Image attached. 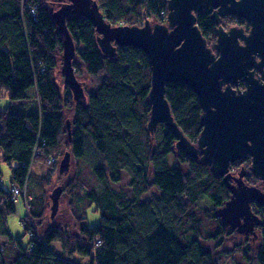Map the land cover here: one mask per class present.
Instances as JSON below:
<instances>
[{
	"label": "trees",
	"instance_id": "trees-1",
	"mask_svg": "<svg viewBox=\"0 0 264 264\" xmlns=\"http://www.w3.org/2000/svg\"><path fill=\"white\" fill-rule=\"evenodd\" d=\"M64 1L0 0V98L10 100L5 108L0 106V158L11 168L12 182L24 189L32 180L35 159L60 158L62 149H69L77 170L63 190L73 198L84 191V200L100 213V222L88 224V215L76 206L75 232L53 226L41 235L37 226L46 213L41 193L29 201L30 217L23 220L28 242L23 245V238L7 232V217L16 206L11 191L0 181V229L8 238L0 240V264H219L218 254L202 240L220 245L235 233L222 225L217 213L231 192L211 163L176 148L177 138L165 124L159 123L154 133L148 130L152 70L147 54L120 45L116 56L104 54L93 23L83 16H68L76 46L75 74L89 81L79 101L65 81L59 87L57 73L64 78L63 39L51 9ZM97 2L114 25L163 22V14H168V0ZM196 15L208 46L217 53L216 24L206 11ZM31 88L40 112H14L13 102L26 105ZM166 97L178 126L197 143L203 129L198 95L185 83L171 82ZM242 165L248 184L262 182L251 169L250 156L233 162L230 170ZM125 178L126 188L111 186ZM44 180L49 183L50 177L41 178L39 186ZM253 209L264 221V207L256 203ZM258 229L251 264H264V224ZM53 242L60 243L59 252Z\"/></svg>",
	"mask_w": 264,
	"mask_h": 264
},
{
	"label": "water",
	"instance_id": "water-1",
	"mask_svg": "<svg viewBox=\"0 0 264 264\" xmlns=\"http://www.w3.org/2000/svg\"><path fill=\"white\" fill-rule=\"evenodd\" d=\"M51 10L63 39L61 71L74 99H84L85 80L75 74L76 46L66 19L79 15L95 26L104 54L116 56L117 45L135 46L147 54L152 70L148 130L154 133L159 123L165 124L177 138V149L192 159L211 163L231 192L217 210L222 225L257 238V227L264 221L253 205L264 207V187L248 184L244 167L236 175L230 166L250 156L251 169L264 184V0H168L167 21L146 20L142 26L108 22L97 0H65ZM200 11L211 12L218 25L217 53L197 24ZM227 14L246 18L252 25L250 33L238 26L226 29L220 15ZM171 82L185 83L198 95L203 129L197 143L184 134L173 116L166 97ZM67 128L71 139L69 122ZM71 157L66 151L60 173L68 171ZM62 191L63 186L58 185L50 194L51 217L58 211Z\"/></svg>",
	"mask_w": 264,
	"mask_h": 264
},
{
	"label": "rangeland",
	"instance_id": "rangeland-1",
	"mask_svg": "<svg viewBox=\"0 0 264 264\" xmlns=\"http://www.w3.org/2000/svg\"><path fill=\"white\" fill-rule=\"evenodd\" d=\"M164 21V20H163ZM230 25L228 24L227 27ZM60 73H57V82L60 88H63L64 78ZM78 78V77H77ZM78 79L85 80V86L83 87L85 92V87L88 86L89 79L86 77H79ZM35 90L34 88L29 89L28 94L30 95L31 101L28 102V109L32 111L33 110V101L36 99V94L34 95ZM7 104H10V100L8 98H0V106L2 108H5ZM35 107V105H34ZM36 109L38 112H40V102L39 100L36 101ZM12 110L14 112H22L20 106L13 105ZM36 111V112H37ZM67 111V110H66ZM69 149L63 148L60 153V158L56 157L57 159L61 161L66 151ZM1 156V155H0ZM35 159L31 165L30 174L32 176V180L30 181V184L26 187V195L22 194L23 196L15 195V192L13 193V190L16 188H19L16 184L12 182V176H11V168L9 165L5 164L1 161L0 158V168H1V175H0V181L2 184L13 193L16 197L15 206H16V212L13 214H10L7 217V232L11 233L16 238H23V245L27 244L28 237L25 236V224L23 220L26 217H30V206L29 201L32 197L36 195H40L43 193L44 199L46 202V213H45V219L43 221V224L41 226H37L38 232L42 235L47 230L52 228L53 226H59L62 229L65 227H68L70 231L75 232L76 227V220L73 214V207L76 206L82 207L84 212L88 215V218L86 219V222L90 225H96L100 222V213L94 211V206H90L86 203L84 200V194L85 192L82 191L80 197L73 198L70 196V194L67 191H62V194L60 196V204L58 211L54 217H51V197L50 194L53 192V190L58 186L62 185L64 189V185L69 182L70 179H72L77 170V162L75 158L71 157L70 167L68 171L64 173H60L59 171V165L57 168L53 171L52 168H54L49 163V159H43L40 161H36ZM170 163L171 165H174V160L172 155L170 156ZM245 168L244 165L240 166L238 170L233 171L234 174H238V172ZM50 177L49 183H46V181H42L41 185L39 186V182L41 178ZM111 186L116 189L126 188L128 186V180L125 178L121 183L119 184H113L111 183ZM257 186L264 187V184L261 182L257 184ZM31 194H30V192ZM204 206H209L208 203L205 201L202 202ZM263 220V219H262ZM259 227V226H258ZM257 227V231L259 232V229ZM231 230V228H228V231ZM236 233V232H235ZM234 232L229 234L227 238L223 241L220 245H217V241L213 240H202L203 245L214 252H216L219 257V264H251L253 262V258L255 256V253L257 251L259 240L257 241L256 238H254L251 235H242V234H235ZM176 234V232H175ZM177 238L180 240H183L179 235H177ZM191 239V238H190ZM0 240L2 242H5L8 240L6 233L2 232L0 229ZM52 247L60 251V243L59 242H53ZM248 252V255H245V252ZM78 259H80L82 262H86V258L77 256Z\"/></svg>",
	"mask_w": 264,
	"mask_h": 264
},
{
	"label": "flooded vegetation",
	"instance_id": "flooded-vegetation-1",
	"mask_svg": "<svg viewBox=\"0 0 264 264\" xmlns=\"http://www.w3.org/2000/svg\"><path fill=\"white\" fill-rule=\"evenodd\" d=\"M207 12V11H206ZM210 14L211 18H212V13L211 12H207ZM220 18H221V24L226 28V29H229L231 26H238V27H242L244 28L245 32L247 34L250 33L251 29H252V25L251 23L244 17H241V16H237V15H231V14H227L226 16H221L220 15ZM228 19H233V22H230V26L227 27L228 25ZM213 20V18H212ZM214 22V20H213ZM215 23V22H214ZM216 24V23H215ZM218 27V25L216 24V28ZM241 43H243V40H241ZM243 82L242 80L240 81V83ZM244 83V82H243ZM244 88V87H243Z\"/></svg>",
	"mask_w": 264,
	"mask_h": 264
},
{
	"label": "built area",
	"instance_id": "built-area-1",
	"mask_svg": "<svg viewBox=\"0 0 264 264\" xmlns=\"http://www.w3.org/2000/svg\"><path fill=\"white\" fill-rule=\"evenodd\" d=\"M163 20L164 21H167V15H164L163 14ZM56 161H57V158H56V156H52V157H50V159H49V163L50 164H54V163H56ZM15 192V195H17V197L18 196H23L22 194H24V195H26V187L24 188V189H21L20 187L19 188H16L15 190H13V193ZM12 193V192H11ZM13 193H12V199L14 200V201H16V197H15V195H13Z\"/></svg>",
	"mask_w": 264,
	"mask_h": 264
},
{
	"label": "crops",
	"instance_id": "crops-1",
	"mask_svg": "<svg viewBox=\"0 0 264 264\" xmlns=\"http://www.w3.org/2000/svg\"><path fill=\"white\" fill-rule=\"evenodd\" d=\"M31 100L32 99H29L28 101H31ZM26 103H27L26 105H19V104H21V102L20 103L19 102H17V103L13 102V105L20 106L21 110L25 111V112H36L37 111V109H36V99H34V101H33V110L32 111L27 110L28 109V102H26ZM24 104H25V102H24ZM34 105H35V107H34Z\"/></svg>",
	"mask_w": 264,
	"mask_h": 264
}]
</instances>
